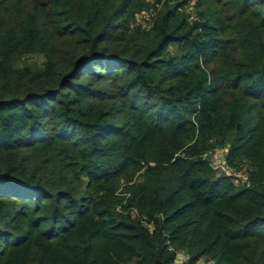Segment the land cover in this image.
<instances>
[{
	"label": "trees",
	"instance_id": "obj_1",
	"mask_svg": "<svg viewBox=\"0 0 264 264\" xmlns=\"http://www.w3.org/2000/svg\"><path fill=\"white\" fill-rule=\"evenodd\" d=\"M0 264H264V0H0Z\"/></svg>",
	"mask_w": 264,
	"mask_h": 264
},
{
	"label": "rangeland",
	"instance_id": "obj_2",
	"mask_svg": "<svg viewBox=\"0 0 264 264\" xmlns=\"http://www.w3.org/2000/svg\"><path fill=\"white\" fill-rule=\"evenodd\" d=\"M150 15L151 12H144L142 15L139 16V21L146 27L148 26L149 24V19H150ZM31 59L33 60H37L38 62L42 61V56L40 55H35L33 56ZM226 153H227V148H221V149H217L216 151L212 152L210 155H209V158L213 164V166L215 168H218L220 171H223L227 174H231L233 175V170L228 168L226 166V163H225V156H226ZM239 178L241 180H247V173L245 170L241 171V173H239Z\"/></svg>",
	"mask_w": 264,
	"mask_h": 264
},
{
	"label": "built area",
	"instance_id": "obj_3",
	"mask_svg": "<svg viewBox=\"0 0 264 264\" xmlns=\"http://www.w3.org/2000/svg\"><path fill=\"white\" fill-rule=\"evenodd\" d=\"M184 258H186L184 255H181V256H180V260H181V259H184Z\"/></svg>",
	"mask_w": 264,
	"mask_h": 264
}]
</instances>
